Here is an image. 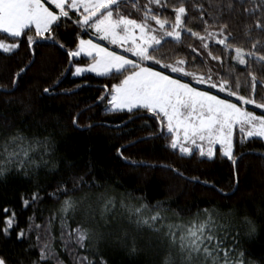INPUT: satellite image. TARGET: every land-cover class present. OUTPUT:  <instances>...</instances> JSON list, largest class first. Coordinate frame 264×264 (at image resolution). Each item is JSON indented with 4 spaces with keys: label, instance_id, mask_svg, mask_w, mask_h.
Instances as JSON below:
<instances>
[{
    "label": "snow or ice",
    "instance_id": "snow-or-ice-1",
    "mask_svg": "<svg viewBox=\"0 0 264 264\" xmlns=\"http://www.w3.org/2000/svg\"><path fill=\"white\" fill-rule=\"evenodd\" d=\"M207 3L209 8L215 7L218 10L216 15L205 9L203 4H193V8L201 12L200 19L205 26L206 35L187 27L185 18L188 9L184 0H178V6L170 4L169 0H49L47 3L46 0H0V30L10 37L23 36L25 43L31 45L39 39H55L52 35L54 28H59L66 20H70V12L79 13L73 23L79 28L91 30L86 31V35L94 34L100 40L124 48L125 52L134 56L133 59H129L127 55L111 51L93 39L82 38L79 39L76 50L67 53L71 57L83 53L92 58L88 68L75 69L77 75L85 71L101 72L104 75L115 72L123 77L109 92L111 99L108 103L112 111L127 110L130 119L134 111L152 113L151 118L159 122L158 134L168 140L170 148L192 155L195 146L200 156L212 158L215 155L214 145L218 144L223 149V155L235 163L233 137L237 129L242 138L245 136L264 138V114L258 116L254 111L239 106V102L243 105H255L262 110L264 102H258L256 98L257 77L254 73H249L251 81L249 97L240 95L238 103L212 93L211 89H218L220 93L226 92L228 96L235 97L238 96L240 85L238 78L235 84L218 75L213 78L214 73L208 65V60L221 64L223 61L220 56L213 55L206 41L223 36L216 42L223 45L225 51L234 49V59L241 65L247 64L246 56H255L259 61H264V56H257L254 51H246L243 47L228 43L230 38L234 40L236 37L227 31V23L220 24L218 32H209L208 29L213 25H209L203 16L207 12L209 19L215 22L220 20L224 8L229 12L240 11L242 8L246 14L254 15L259 12L260 17L264 18V0H220L216 4L213 0H207ZM247 3L253 6L247 7ZM169 8L173 13L171 19L166 15L162 16ZM188 22H191V17H188ZM253 26L264 32V23L261 19H256ZM32 30L35 36L27 34ZM184 33L199 40V50L191 45H185ZM169 43L186 47L189 58L177 56L176 52L179 49L167 48ZM258 43L259 41L252 43V49H256ZM19 46L0 43V49L4 51H12ZM158 56L160 58H157ZM168 59L172 62H165ZM148 61L159 66L161 70L145 66V62ZM200 66H203L204 70H189ZM23 71L22 68L16 75L20 76ZM173 74H179V78H175ZM59 82L57 80L55 84ZM260 84L264 87V79ZM201 85H208L209 89L202 90ZM49 91V88L43 89L44 93ZM260 100L264 101V95ZM26 108L30 110V106ZM72 123L77 129L93 127L91 124L81 125L75 119ZM45 131L47 135L42 138L34 136L33 139L35 145H43L47 151L57 132L62 133L63 129L57 126L51 131ZM150 135L155 136L157 133ZM143 139L145 138H140L141 141ZM0 140L3 141L0 145L3 149L0 152V156H3V160H0V179H6L11 173L8 165L14 160L19 161L16 169L18 174L24 167V160L35 164L30 158V151L34 150V146L29 141V147H23V142L28 140V137L22 130L0 133ZM137 142L139 141H131L121 147L126 149ZM118 154L127 159L123 157L122 152ZM242 156L243 154L241 158ZM61 160L67 176L54 181L55 190L48 193L50 197L60 201V207L46 219L42 229L40 225L34 223V216H30L27 227L16 231L19 225L15 212H12L4 221V227L0 228V237L3 241L10 240L12 233L15 232L16 241L24 243L29 233L35 232L36 243L30 242L28 247L20 250L22 255H13L4 247H0V264H64L54 247L57 237L53 235L52 228L57 220L60 231L58 239L63 250L72 258L73 264L96 262L86 256H74V249H70V245L92 250L86 246H98L102 241H108L111 247L123 251L130 258L139 256L145 247L158 248L155 264H264V255L253 259L252 254L241 246L240 227H244L243 234L249 240L259 234L261 227V222L253 220L248 215H242V208L230 207L226 212L220 211L217 206H213L211 210L199 209L185 222L179 211L164 206L165 201H157L154 205L141 203L138 207L129 208L120 200L121 208H129L126 223L134 226L133 230L129 231L122 224L115 223L116 197L104 193L93 194L90 191L93 187H105L92 175L95 162L89 160L81 174L77 171L78 166L74 161L67 157H61ZM173 171L183 176L178 169ZM49 172L59 174V163H52ZM22 174L29 176L27 171ZM88 176H91V179H86ZM186 179L199 182L198 177ZM240 183L239 175L234 173L230 182V192L224 193L223 189L218 191L229 200L239 197V201L242 202L249 194L241 192ZM85 188L89 191H84ZM77 193L81 194L76 195ZM61 196L65 197L62 201ZM41 199L43 197L39 196L38 192L31 194L32 204ZM136 199L143 200L145 197ZM22 203L27 208L30 201L22 199ZM97 203L100 204L98 212L94 206ZM81 210L90 217L92 223L87 227L78 223L75 228H71L68 224L69 217L74 218L77 211ZM4 211L7 213L9 210ZM185 211L191 212V209ZM168 213H172V216L170 217ZM33 248L39 251L36 259L27 255ZM95 251L98 254V247ZM98 264L108 262L100 257Z\"/></svg>",
    "mask_w": 264,
    "mask_h": 264
},
{
    "label": "trees",
    "instance_id": "trees-1",
    "mask_svg": "<svg viewBox=\"0 0 264 264\" xmlns=\"http://www.w3.org/2000/svg\"><path fill=\"white\" fill-rule=\"evenodd\" d=\"M188 9L185 22L193 31L206 35L204 24L200 19L201 12L193 8V4H203V7L216 15L215 7L209 8L207 0H184ZM220 0H213L219 3ZM170 4H177L178 0H169ZM247 7H252L247 3ZM53 7V6H52ZM54 9V7H53ZM173 18L171 8L162 16ZM71 19L66 20L59 28H54L52 35L55 39H39L31 45L25 43V37L14 38L0 31V43L19 44L12 51L0 49V133H11L20 129L28 137L23 142V147H29V141L34 146L30 151V158L35 164L24 160V167L20 174L17 173L19 161H13L8 167L12 170L6 179H0V228L4 227V221L15 212L20 229L28 225V218L34 216V223L45 225L46 219L60 207V201L50 197L48 193L55 190L54 181L67 176L61 157H67L78 166L77 171L82 174L89 160L95 162V170L92 175L104 185L103 188L93 187V194L104 193L116 197V209L114 212L115 223L132 231L134 226L126 223L129 208L138 207L141 203L154 205L157 201H165V207H171L180 212L187 222L199 209L211 210L217 206L220 211L226 212L230 207L242 208V215H248L253 220L261 222L259 234L249 240L244 236V227H240L241 246L252 254L253 259L264 255V140L261 137H241L239 131L234 133L233 160L223 155L222 148L217 146L212 158L200 156L198 151L192 155H186L179 149H172L168 140L158 134V120L151 118L152 113L130 114L127 110L112 111L107 108L109 92L112 86L119 83L123 77L115 72L108 75H95L86 73L80 76L72 75L74 60L67 53L73 51L80 38L92 37L86 35L87 30L77 27L73 21L79 13L70 12ZM191 17V22H188ZM203 18L213 25L209 32H218L219 25L228 24V32L236 38L229 39L228 43L243 47L246 51H254L257 56H264V32L255 28L254 21L264 18L260 13L246 14L240 11L229 12L223 9L220 20L209 19L207 12ZM251 26V27H250ZM247 33V35H246ZM28 35L35 36L34 30L28 31ZM227 34V33H225ZM48 35V34H46ZM221 39L223 36L213 39ZM170 40V38H168ZM185 45L199 50L200 42L197 38L187 33L183 34ZM259 41L256 49H252V43ZM213 55L221 57L223 63L208 60V65L217 75L235 84L239 80L238 97H249L251 81L249 73L257 77L256 98L258 102L264 95V87L260 81L264 79V61L256 57H245L246 65H241L234 59V49L224 50V46L216 41H206ZM163 43V42H162ZM64 45V47H60ZM167 48L179 49L177 56L189 58L187 48L181 45L169 43ZM157 58H160L159 56ZM199 61V57L196 58ZM89 58L82 57L79 62H86ZM165 62H172L171 59ZM153 63V62H152ZM24 71L17 76L21 69ZM189 70L201 71L199 68ZM59 80L58 84L55 82ZM107 86V87H105ZM49 88L48 93L43 89ZM233 90H237L233 88ZM100 97L104 99L101 100ZM30 106V110L26 108ZM107 109V110H106ZM142 117V118H137ZM77 120L81 125H93L91 129L86 127L77 129L72 121ZM127 122V123H125ZM59 126L63 132H57L52 145L47 151L43 145H35L33 137L47 135V131ZM150 126V127H149ZM157 133L152 136L150 134ZM165 135H167L165 133ZM141 137H144L142 141ZM131 141H139L134 146L126 149L122 145H128ZM3 141L0 140V145ZM3 149L0 147V152ZM118 152L123 153V159ZM241 154H243L241 158ZM23 159V157H21ZM3 160V156H0ZM47 162V166H45ZM52 163H59V174L49 172ZM37 165H39L37 167ZM171 167H167V166ZM173 169H178L183 176L178 175ZM27 171L29 176L22 173ZM240 177V190L247 193L248 198L239 201V197L231 200L221 192H230V182L233 174ZM32 177V178H29ZM186 177H198L199 182L186 179ZM91 179V176L86 177ZM207 181V184L201 183ZM213 185L215 187H213ZM84 191H89L85 188ZM33 192H38L43 199L32 204L30 197ZM77 193L76 195H80ZM137 197H145L143 200ZM65 197L61 196L62 201ZM22 199L29 200V206L24 207ZM120 200H123L129 208H121ZM99 211L100 204L94 205ZM5 209L9 211L5 213ZM191 209V212L185 211ZM171 217L172 213H168ZM169 221H165L167 223ZM227 222V221H225ZM84 224L89 226L92 221L85 213L77 211L75 217H69L68 224L71 228ZM53 235L57 237L54 247L59 258L64 264H73L58 239L59 220L52 228ZM36 243V233H29L24 243L16 241L15 232L12 238L3 241L0 237V247H4L13 255H22V249L29 243ZM74 249V256H86L98 264L103 257L108 264H155L158 248L145 247L144 251L135 258H130L119 249L110 246L108 241H102L99 245L86 246L92 250L77 248L74 244L69 246ZM98 247V254L95 249ZM32 259L38 258L39 251L36 248L27 254Z\"/></svg>",
    "mask_w": 264,
    "mask_h": 264
},
{
    "label": "rangeland",
    "instance_id": "rangeland-1",
    "mask_svg": "<svg viewBox=\"0 0 264 264\" xmlns=\"http://www.w3.org/2000/svg\"><path fill=\"white\" fill-rule=\"evenodd\" d=\"M47 2H49V0H46V3ZM82 39H93L94 42L102 44V46L109 48V50H111V51H116L119 54L127 55L129 59H133L134 58L133 54L132 53L125 52V49L124 48H120L117 45H112L108 41H102V40L99 39V37H96L94 34H92V37L82 38ZM217 39H209L207 41H216ZM1 43H4V42H1ZM4 44L5 45H8L10 43H4ZM75 50H76V48L73 51H75ZM82 57L89 58L90 60H88L86 62H79V61H77L78 59H80ZM72 58L74 60H76V61L73 62V65H72V72L71 73H72L73 76H80V75H83V74H86V73H91V74H95V75H104L101 72H91V71H85L83 73H80L79 75L75 74V69L77 67L88 68V66L92 63V58L89 57V56H87L86 54H83V53L80 56L72 57ZM145 66L155 67L156 70H161L159 66H155L151 61L145 62ZM213 73H214L213 78L215 79L216 76H217V72L213 71ZM166 74H167V72H166ZM173 76L175 78H179V74H173ZM185 82H189V81L185 80ZM194 86H196V85H194ZM200 87H201L202 90H208L209 89V86L208 85H201ZM211 91H212L213 94H219L221 96V98H227V99H230L231 102H233V103H238V96H235V97L228 96V93H226V92L225 93H220L218 89H211ZM110 99H111V96H109L108 101ZM239 106L245 107L248 111H254L255 114L258 115V116L264 114V110L256 108L255 105H243L242 102H239ZM107 108L111 109V105L109 103L107 105ZM262 139L264 140V138H262ZM185 146H188V145H185ZM217 146H220V145H218V144L217 145H214V152L216 151ZM205 148H207V144H205ZM194 151H198L195 146H193V152ZM222 151H223V149H222Z\"/></svg>",
    "mask_w": 264,
    "mask_h": 264
},
{
    "label": "crops",
    "instance_id": "crops-1",
    "mask_svg": "<svg viewBox=\"0 0 264 264\" xmlns=\"http://www.w3.org/2000/svg\"><path fill=\"white\" fill-rule=\"evenodd\" d=\"M1 31V30H0Z\"/></svg>",
    "mask_w": 264,
    "mask_h": 264
}]
</instances>
